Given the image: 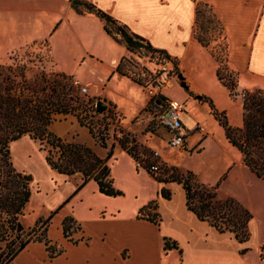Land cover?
<instances>
[{
    "label": "rangeland",
    "instance_id": "1",
    "mask_svg": "<svg viewBox=\"0 0 264 264\" xmlns=\"http://www.w3.org/2000/svg\"><path fill=\"white\" fill-rule=\"evenodd\" d=\"M11 5L19 8V30L23 33L22 36L31 33L41 36L43 33H46L43 32V30L47 25L50 11L44 9L45 7H49L51 11L57 15L66 13L68 7L67 3L61 0H12ZM1 15H3V0H0V17ZM69 15L72 14L70 13ZM69 21L70 22L63 24L58 34L48 39L51 44V49H54V52L57 54L56 57L59 56L63 59L66 57L69 58L72 50L80 49L79 45L72 47L66 46L62 41L63 35L67 34L69 31L77 30L79 32H89L94 35L98 32L97 25L93 22L90 23L78 18H74L73 20L70 19ZM1 24V67L9 66L15 68L16 66H23L27 78H33L34 75L39 74L41 70L46 73L54 72L50 64L51 58L48 52L49 47L46 38L40 41L26 43L18 49L7 51V53L3 55V46L6 47L13 41H7L12 34L7 33L9 36L3 34V18H0V25ZM22 24L23 27L21 28ZM193 30H196V32L207 41L208 45L204 48L215 62V68L217 69V67H219L220 75L228 84L233 86V91L237 94L236 97L230 95V91L226 88L225 95L215 89L213 85H208L207 81L204 79V75L209 70L207 63L201 68H198L193 63L187 62L183 65L182 71L178 67L176 58L169 56L168 59H165L160 57L158 53H151L145 49H139L127 56L134 65H136L130 66L131 68L128 69V73L135 79H139V85L142 86V83L145 81V76L142 75L143 72L145 75L148 72L153 73L162 65H165L170 69L171 87L166 88L164 92L178 100L192 101L199 110L197 116L199 121L203 122L205 126L215 132L218 141L221 138V127L218 123L214 122L212 114L210 113L208 100H211L216 108L220 107L226 110L225 116L228 125L231 127H240L242 123L241 95L244 90H239L237 76L234 70L227 64L226 44L222 27L217 19L213 17L208 5H202L200 7V15L196 25L195 23L193 25ZM20 35L21 34L18 36ZM63 65L66 67L69 66L67 64ZM125 67H128L126 62ZM104 70H106L104 65L89 61L82 66V69L79 70V74L92 80L95 78L98 79ZM180 75L182 76L181 78L179 77ZM182 82H184L188 88H186ZM218 82L221 84L220 81ZM205 89L209 91L213 90V93L217 95V105L212 98L205 95L206 93L203 91ZM84 96L86 98H91L88 93ZM198 96H201V98L199 99ZM91 99L93 103L100 100L96 98ZM190 101L186 102L185 112L182 116L183 122L188 129L194 127V118H196L191 110ZM158 110L156 108H150L149 112L142 111L141 114L134 119L133 122L138 123V129L135 128L137 129L136 136L139 139L138 143L150 151L156 150L159 155L163 154L166 157L168 156L171 160H179V158H182L181 154L176 155L178 152H185V154L189 152L192 154L198 147L197 145L190 150L188 147L183 149L169 148L165 145L163 138L164 136L166 137V133L164 129L153 120V116ZM57 116L62 117L65 115L59 114ZM113 128V125H110L107 130L108 135L105 139L106 150L112 142H115L112 136L115 133ZM132 128L133 126L131 129ZM74 136L75 134L72 133L64 136V139L73 141ZM94 138L97 145H100V141L96 137ZM192 141H194V139L191 137L189 145L192 144ZM39 148V142L30 139L28 136H23L11 142L9 147L13 167L17 171L24 172L31 176V196L22 210V213L19 215V222L25 233L29 232L32 228L36 230V234L31 232L27 236V238L30 237L31 240L42 237L41 233L47 228V224H49L48 221L50 220L38 224H36V222L39 220L45 221L50 213L61 205L66 198L74 192L77 184L80 183L79 175L66 176L51 169L45 162L44 152ZM212 150H214L213 146H210L208 151L206 148V157H203L196 163L188 164L198 170H202V167L206 169L209 166L213 168L212 172L215 173L216 171L214 170L221 164V159L220 157H215ZM159 159L162 165L167 169L170 167H177L180 171H185V167L182 164H177L173 161L165 162L162 158ZM108 165L110 167L113 185L115 188L122 191V195L108 197L96 193L97 195L95 194L94 196L92 193L97 191V185L92 181L86 185L82 193L78 191L58 210V212L62 211L63 213L67 212L69 214L74 213V209L77 210L76 214H79L83 218L90 235L95 238L104 233L106 234L105 241H95L89 248L82 247L70 251L68 250L67 255L58 259L54 264H84L85 259L88 257L97 261L106 262L107 264H117L112 261L111 254L115 246L119 244H129L133 248L135 257L129 264H155L154 253L157 250V245H159L157 233H155L153 229H146L134 223L133 214L137 207L146 204L152 198L156 199L157 184L141 173H133V170L137 172L141 169L146 171L145 165L141 163V166L137 167L135 161L134 165H132L121 153L112 154ZM147 174L149 173L147 172ZM207 176L209 175H204L203 177L207 178ZM196 177L201 180V177L198 175H196ZM215 182L216 181H210V183ZM172 195L173 198L171 200L158 199L161 215L160 227L162 232L175 235L183 242L182 244L186 253L185 264H223L228 262H234L235 264H253L255 259L254 264H264V248L261 249L262 243L264 244V238L257 249V245L264 232V217L255 213L250 227L251 235L248 242V247L250 249L245 255L239 256L236 252L237 244L233 240L224 239L223 237L211 234L209 241L204 242L203 235L208 227L202 223H198L185 212L178 186L174 189ZM72 205L74 209L71 207ZM88 205L91 207V211H87ZM104 208L106 213L116 214V217L102 221L97 220L99 210ZM156 212H158V209H156ZM57 216L58 214L55 215V223H58V219L61 218L62 215ZM101 216H105V212H102ZM135 217L137 218V212ZM50 225L51 223L48 225V229ZM47 230L44 234L46 238H49ZM51 235L53 237L59 235V231L56 230V225L53 226ZM80 235V231L77 230L72 231L69 237H63L61 235L58 245L69 240L72 241ZM43 238L44 237H42V239ZM148 242L151 243L152 253L146 252ZM39 243L42 245L44 244L43 241ZM246 243L247 242L243 244V247H247ZM161 264H181L178 253L171 250L167 256H163Z\"/></svg>",
    "mask_w": 264,
    "mask_h": 264
},
{
    "label": "crops",
    "instance_id": "2",
    "mask_svg": "<svg viewBox=\"0 0 264 264\" xmlns=\"http://www.w3.org/2000/svg\"><path fill=\"white\" fill-rule=\"evenodd\" d=\"M66 2L68 7L66 13L57 15L52 12L49 7L44 9L50 11L48 22L44 28L43 35L38 36L33 33L22 36V32L19 30V8L11 5L12 0H3V34L8 35L7 41H13L8 46H3V55L7 51L18 49L22 45L32 41H40L43 39H49L58 34L63 24L70 22V19L78 18L88 22H93L97 25L98 32L94 35L89 32L69 31L63 35L62 41L66 46H80V49L72 50L71 56L68 58H62L57 56L54 49H51V44L48 40L49 55L51 58V68L55 72H61L72 76L78 87L85 86L87 93L91 98H96L104 101L109 107L113 108L121 117L123 126L128 130H132L135 135V139L138 142L136 136V130L138 129V123L132 122L141 112L145 109L149 97L146 95L142 86L134 82L130 77L121 75L115 71L116 66L122 57L129 56V51L126 49L123 43L115 40L108 35L102 27L101 21L93 14H78L70 6L68 0H61ZM95 4L98 8L113 16L115 19L126 24L134 33L146 39L153 48L164 50L169 56L177 59L179 69H182L185 63H193L196 67L201 68L207 63L209 66L208 72L204 75V79L208 85H213L220 93H225L226 89L217 80L215 75V62L210 57L207 50L202 47L193 38V25L195 20V6L201 2L208 5L211 9L213 17L221 24L223 35L226 44V59L228 66L234 70L237 79L239 90L252 91L255 89L264 90V0H158V2H152L148 0L145 3H124L122 0H87ZM72 15H69V14ZM2 20V19H1ZM2 26V24L0 25ZM23 24L21 25V28ZM21 34L20 36H18ZM11 39V40H10ZM93 62L95 64H101L106 67L98 79H88L85 76L79 74V70L87 62ZM63 64L69 65L66 67ZM211 75V76H210ZM211 78V79H210ZM171 80V79H170ZM167 85L161 91L163 97L173 98L165 93L166 88L171 87V83ZM212 87V88H213ZM188 88V87H187ZM206 96L213 99L217 105V95L209 90H203ZM144 95V96H142ZM186 104V100H180ZM191 102V110L194 113V127L188 129L183 122L181 116L182 126L186 132L185 144L182 149L188 147L192 149L194 146H198L196 150L190 154L189 152H178L176 155L181 154L182 158L179 160H171L168 156L163 154L159 155L165 162H175L182 164L185 167V171H191L195 175L201 177L202 183L207 185H215L218 183L217 197L219 199H226L228 197L236 199L245 208L249 210L252 217L249 221V232L251 235V221L255 217V213L264 217V181L255 176L253 172L249 170L242 163V155L240 151L233 145H231L224 133V129L219 125L217 120L215 123L221 127V138L217 141L215 132L209 129L205 124L199 121L198 112L195 104ZM216 108V107H215ZM218 111H226L222 108H216ZM185 112V109H184ZM61 118V119H60ZM202 128L201 131L197 130L196 126ZM133 128L131 129V127ZM137 128V129H135ZM49 129L57 136L64 139V136L74 133L73 141L82 143L93 150V152L99 157H105L107 150L105 147L97 145L95 138L89 132L86 126L79 124L75 116L65 115L62 117L56 116V119L51 123ZM132 131H130L132 133ZM191 137L194 139L192 144ZM166 145V137L163 138ZM226 139V140H225ZM155 144V143H154ZM156 146V145H155ZM167 146V145H166ZM213 146V155L220 157L221 164L218 168L212 172L213 168L209 166L198 170L188 163H196L203 157H206L207 151ZM121 153L134 165V160L128 155L118 143L115 142L113 147V155ZM222 155V156H221ZM111 159V158H110ZM109 159V160H110ZM108 160V162H109ZM160 160V159H159ZM179 161V162H178ZM135 174H143L150 180L156 182V196L157 204L158 199H164L158 196V192L161 187H165L171 191V198L165 200H171L173 198L174 189L178 186L182 198V204L185 212L191 216L198 223H202L206 228L203 240L209 241L211 234L224 239L233 240L236 246V252L239 256L245 255L249 251L248 241L247 247H243V244H239L229 232H218L208 222L199 220L195 214L189 211L185 206L184 191L180 184L176 182L159 183L145 170L132 171ZM204 175H209L207 178ZM214 179V180H213ZM210 181H216L210 183ZM92 182L88 181L83 188L79 190L81 193L86 188V185ZM94 188V187H93ZM97 188V187H96ZM99 194L105 196L97 191L92 195ZM221 193V194H220ZM96 194V195H97ZM109 197V196H108ZM153 200V198L151 199ZM150 201V200H149ZM148 201V202H149ZM145 205V204H144ZM143 206V205H142ZM140 206V207H142ZM71 207L74 206L72 205ZM140 207H137L134 214V223L145 227L146 229H153L157 233L159 245L154 253L155 264H161L163 256L174 250L179 255L181 264H185L186 253L184 251L183 242L175 235H169L161 231L160 222L155 225L146 220H139L135 217L136 212ZM61 209V208H60ZM87 211H91V207L87 206ZM105 212V216H101V213ZM77 210L74 209V213L69 214L67 212H56L50 219L51 223L49 229L47 224L46 230L48 231V239L52 245H55L61 252L53 258L48 257V252L45 245L40 244L38 241H30L12 260L11 264H54L58 259L65 257L67 251L77 248H89L95 241H105L106 234H100L93 238L87 230V225L83 218L76 214ZM158 213L160 215L159 206ZM61 216L58 219V223H55V215ZM57 216V217H58ZM70 216L79 225L81 235L74 239L66 241L63 244L60 243V237L62 233V220ZM97 220L102 221L108 218H115L116 214L106 213L105 208L99 210ZM161 218V215H160ZM161 221V220H160ZM56 225V230L59 231V235L53 237L51 231L53 226ZM163 237L174 240L178 247L177 249H171L163 251ZM264 238V232L262 233L260 242L261 244ZM149 239V238H146ZM250 239V237H249ZM146 252L152 253L151 243H147ZM263 245V243H262ZM262 247V246H261ZM246 248V251L241 253L240 250ZM135 257L133 248L129 244H119L115 246L112 251V261L117 264H129ZM256 260V259H255ZM255 260L253 264L255 263ZM84 264H107L106 262L97 261L88 257L85 259ZM223 264H235L234 262H228Z\"/></svg>",
    "mask_w": 264,
    "mask_h": 264
},
{
    "label": "trees",
    "instance_id": "3",
    "mask_svg": "<svg viewBox=\"0 0 264 264\" xmlns=\"http://www.w3.org/2000/svg\"><path fill=\"white\" fill-rule=\"evenodd\" d=\"M68 2L78 14L88 13L96 16L101 21L103 30L123 43L130 54L145 49L151 53H158L165 59L169 58L164 50L153 48L146 39L92 2L87 0H68ZM202 5L206 4L199 2L195 6V25ZM193 38L202 47L208 45L196 30H193ZM125 62L128 67H125ZM133 65L130 58L122 57L115 71L140 84L139 79L128 73V69ZM215 74L222 86L230 91L229 94L236 97L233 86L220 75L219 67ZM78 90L79 87L72 76L61 72L46 73L41 70L33 78H27L23 66L15 68L0 66V264H11L13 258L30 241H43L49 258L61 252L46 238L44 234L46 228L41 233L43 239L37 237L31 240L27 236L31 232L36 234V230L32 228L25 233L19 222V215L31 196V176L13 167L9 147L11 142L23 136L39 142V149L44 152L45 162L51 169L66 176H80V183L77 184L74 192L52 211L45 221L39 220L36 224L50 220L62 205L90 180L96 183L99 193L105 196L122 195V191L113 185L108 165L116 142L133 160L140 158L146 171L157 182L180 184L184 191L186 208L199 220L208 222L220 233H231L239 244L249 240V221L252 215L247 208L231 197L219 199L218 183L215 185L202 183L191 171L183 172L177 167L167 169L164 165L157 172L151 171L150 166L154 162V159L150 158L152 151L140 145L130 131L125 130L120 137L115 133L112 135L115 142L110 144L105 157L97 156L92 149L82 143L67 141L54 134L49 127L56 116L73 115L79 124L86 126L92 136L100 141V146L106 148L108 118L113 119V110L108 107L100 114L95 112L93 100L81 96ZM158 101L160 102L161 99H157L156 102ZM208 101L210 113L224 129L227 141L240 151L242 163L264 181V90H244L242 93L240 127L228 125L225 111H218L212 101ZM150 108H155L152 101H148L143 112H149ZM158 196L170 199L171 191L161 187ZM156 209H158L157 200H150L138 209L137 219L158 225L161 218ZM74 229L78 231L79 225L72 217L66 216L62 220L63 237L71 236ZM162 249L163 251L177 249L179 253L181 252L177 243L167 237H163ZM245 251L246 248L240 250L241 253Z\"/></svg>",
    "mask_w": 264,
    "mask_h": 264
},
{
    "label": "built area",
    "instance_id": "4",
    "mask_svg": "<svg viewBox=\"0 0 264 264\" xmlns=\"http://www.w3.org/2000/svg\"><path fill=\"white\" fill-rule=\"evenodd\" d=\"M142 75L145 76L142 88L149 97V101H152L157 110L159 109L158 112L156 111L157 113L154 114L153 120L164 129L166 133V145L169 148L183 147L185 144L186 132L182 126L181 116L184 113L185 104L175 98L163 97L161 94V91L170 80V69L165 65H162L157 71L153 73L148 72L146 75L143 72ZM78 92L81 96H84L87 93V88L81 86L79 87ZM157 99H161V101L156 102ZM107 107H109V105H107ZM111 109L113 110L114 117L113 119L108 118L109 123L107 126L109 128L110 125H113V131L120 137L127 129L123 126L118 113L113 108ZM96 128L97 127H95V130ZM196 128L199 131L202 130L198 125ZM140 157L145 158L143 156ZM150 158L154 159V162L150 166V170L153 172L159 171L162 166V163L159 161V153L156 150H153ZM134 161L137 167H140L141 163H143L140 158Z\"/></svg>",
    "mask_w": 264,
    "mask_h": 264
},
{
    "label": "water",
    "instance_id": "5",
    "mask_svg": "<svg viewBox=\"0 0 264 264\" xmlns=\"http://www.w3.org/2000/svg\"><path fill=\"white\" fill-rule=\"evenodd\" d=\"M180 78L182 77L181 75L179 76ZM182 84L187 88V86L184 84V82H182ZM198 98L200 99L201 96H198ZM107 109V104L105 102H103L102 100H97L95 102V112L97 113H102Z\"/></svg>",
    "mask_w": 264,
    "mask_h": 264
},
{
    "label": "snow or ice",
    "instance_id": "6",
    "mask_svg": "<svg viewBox=\"0 0 264 264\" xmlns=\"http://www.w3.org/2000/svg\"><path fill=\"white\" fill-rule=\"evenodd\" d=\"M122 2L128 3V4H131V3H145V2H148V0H122ZM152 2H158V0H152Z\"/></svg>",
    "mask_w": 264,
    "mask_h": 264
}]
</instances>
